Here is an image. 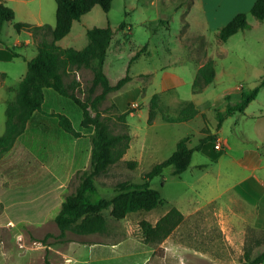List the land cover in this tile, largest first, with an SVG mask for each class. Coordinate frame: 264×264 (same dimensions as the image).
Wrapping results in <instances>:
<instances>
[{
	"label": "crops",
	"instance_id": "obj_1",
	"mask_svg": "<svg viewBox=\"0 0 264 264\" xmlns=\"http://www.w3.org/2000/svg\"><path fill=\"white\" fill-rule=\"evenodd\" d=\"M4 1L15 11V18L19 12L29 9L28 18H34L36 23L26 24L44 25L40 13L42 0H38L39 13L34 15L30 9L34 0ZM136 1L138 4L135 0H114L110 12L118 4L126 15L127 8L140 10V24L150 21L164 23L169 16L163 13V8L172 4L175 10H183L185 35L202 38L205 36L204 30H211L218 36L220 30L235 16L241 13L249 15L258 0H194L189 8L184 0ZM147 5L157 12L155 17L145 14L143 6L148 7ZM123 22L126 25L122 31L132 29L127 20ZM16 33L13 34V39H8L11 38L10 28L4 31L3 26L0 32V126L3 124L0 137L6 130L5 112L8 103L16 98L20 83L27 73L26 71L25 75L12 81L14 67L19 66L18 61H22L23 67L28 70V62L38 53L30 32L23 30ZM232 38L225 43L219 41L220 58L227 56L226 45ZM249 44L247 40L244 41V45ZM16 49H21V53H17ZM209 60L215 62L216 77L202 93H208L211 89L218 90V94L209 96L208 109L214 114L224 113L228 103L237 104L240 101L245 93L244 85L240 83L233 86L230 69L220 72L219 63L212 54L205 55L198 62L196 74ZM260 82L261 80L258 85ZM164 89L158 93L160 97L162 93L176 89L171 77L164 79ZM52 91L53 89L44 90L45 102L42 111L34 113L25 133L0 160V232L7 227H16L17 224L11 217L18 224H25V232H48L51 221L55 222L66 196L71 193L69 188L73 178L90 166L92 130H84L81 127L82 116H78L70 102H64L63 98H59ZM263 91L264 88L261 92ZM200 94H193L192 101L199 109V115L179 124L187 126L204 119L205 125L198 129L199 140L201 142L208 136H216L215 143L207 145L214 149L215 156L196 151L188 170L179 177H172L185 184L189 197L164 208L153 220L131 213L123 220H116L115 228L108 223L105 234L72 239L61 251L68 260L65 263L231 264V259L241 257L247 248L251 254L264 252V110L250 111L259 96L249 104L244 113L228 117L218 130V125L212 124L207 118V109H201L204 103L199 98ZM220 98L222 104L218 105ZM224 99L227 100L226 103ZM53 113L67 115L74 125L70 115L73 114L79 123V128L75 125L74 127L84 137L75 138L66 133ZM158 115L153 125L158 124ZM131 136L130 148L118 164L136 162L137 168L144 158V150L154 147L148 146L144 140L136 144L132 130ZM184 138L186 137L175 141L173 152L178 142ZM218 143L222 146L220 150L215 149ZM172 208L181 211L185 217L184 222L160 245L147 244L139 223L146 220L156 225ZM21 235L25 237L27 234ZM49 250L52 251V247Z\"/></svg>",
	"mask_w": 264,
	"mask_h": 264
},
{
	"label": "rangeland",
	"instance_id": "obj_2",
	"mask_svg": "<svg viewBox=\"0 0 264 264\" xmlns=\"http://www.w3.org/2000/svg\"><path fill=\"white\" fill-rule=\"evenodd\" d=\"M135 2L137 1L135 0ZM148 7L143 6L145 14L155 17L157 12ZM37 8L38 0H34L30 4L33 15L39 13ZM28 12L29 9L19 12L12 23L4 25V31L9 28L11 31V38L8 39H13V34H17L14 24L23 21L31 24L36 23L34 18H28ZM127 12L126 15L118 4L115 5L112 13L109 12L108 14L100 6H96L80 21H76L70 34L57 43L61 48L82 50L89 43L87 37L89 29L95 27L106 28L110 25L115 30L113 41L108 50L105 72L113 85H116L127 75L130 76L131 80L121 90L108 96L102 106V113L103 116L111 118V125L114 131L118 133L121 132V123L117 120L118 116L136 110L133 109L132 105L138 104L136 111L127 114V122L131 126L136 144L144 140L148 146L154 147L153 149L147 148L144 150V158L137 168L132 169L129 165L120 163L113 166L107 175L99 177L96 181L97 192L94 194L96 200L112 198L118 184L125 182L143 183L144 175L152 169L156 162L166 160L172 155L177 139L191 137L192 142L189 146L199 145L200 135L198 129L205 125L204 119L201 118L190 123V125L183 126L179 123L166 122L162 117L163 115L178 116L180 108L193 101L192 84L196 76V67L205 55L212 54L214 56V59L219 63L220 72L230 69L233 86L242 83L245 93L254 89L258 82L264 78V20H259L249 14V28L237 33L233 38L231 37V41L226 45L228 48L227 56L220 58L218 51L221 43L215 32L204 30L205 36L202 38L185 35V25L184 22L182 23V19L185 18L183 10H175L172 4L163 8V13L169 16L168 21L164 23L150 21L140 24L138 20L141 15L140 10L135 11L127 8ZM40 13L44 25H49L55 29L57 22L56 0H42ZM126 20L132 26V29H126L125 31L118 29L120 24ZM245 40L250 44L244 45ZM32 49L36 51V48L32 47ZM16 51L21 53V49H16ZM18 64L19 66L14 67L12 81L20 75H25L27 71V68L23 67L22 61H18ZM73 75H76L80 80L83 90L93 78V74L89 69L77 71L69 75L67 80L73 79ZM167 77L172 78L176 89L161 94V112L158 115V124H149L151 99L155 94L165 90L164 79ZM52 92L59 98H63L64 102H70L71 106L77 111L78 116H82L81 109L73 102L60 96L54 90ZM100 92L101 90L98 91V93ZM218 92V90L213 91L211 89L208 93L200 94L199 97L205 104L201 109L206 108L207 118L212 124L216 123L217 125L219 123L218 114L210 112L208 105L209 96L218 94ZM78 96L85 97L80 92ZM226 102L227 100L224 99V103ZM221 104L222 99L220 98L218 105ZM260 109L264 110V91L260 93L258 101L252 105L250 111ZM70 115L74 125L79 128V123L76 122L77 118L73 114ZM0 128H3V124ZM135 156L140 159L138 155ZM171 172L172 168L170 167L165 170L163 176L152 180V187L161 191L162 197L167 203L153 212H137L134 213V216L140 215L153 220L156 214L164 208L189 197V191L185 184L173 179ZM74 178L69 188L71 192L77 186V181ZM104 214L110 226L115 228L117 221L110 217V212L106 211ZM10 219L14 223L16 222L17 225L12 228L6 226L7 228L0 232V264H45L47 249L43 244L44 240L47 244L52 245V251L49 255L51 264H67L65 262L68 260L61 254L67 243H63L58 240L59 238H56L60 235V232L56 229L54 221H51L48 232H25V224H18L13 217ZM21 234L27 235L24 237ZM50 234L53 237H49ZM67 238L69 240L82 239L83 236L69 231L67 232ZM160 253L161 250H159ZM244 254L241 257H233L231 264L238 261L243 264ZM257 255L251 254V257L254 258Z\"/></svg>",
	"mask_w": 264,
	"mask_h": 264
},
{
	"label": "trees",
	"instance_id": "obj_3",
	"mask_svg": "<svg viewBox=\"0 0 264 264\" xmlns=\"http://www.w3.org/2000/svg\"><path fill=\"white\" fill-rule=\"evenodd\" d=\"M113 1L56 0L55 29L49 25L14 24L17 32L26 30L33 35L38 53L28 62V70L20 83L17 96L8 103L6 108V130L0 137V160L13 149L18 138L25 133L34 113L42 111L45 89H53L60 96L73 101L82 111L81 127L85 130H92L90 166L75 175L77 186L66 196L55 218V224L60 232L56 238L63 243L72 241L67 238L69 231L79 236L105 234L109 226L104 214L106 211L110 212L112 219L120 221L131 213L150 212L164 206L167 202L163 199L161 192L151 186L152 180L163 176L165 170L170 167L172 177L181 176L190 167L196 151L214 155V149L207 145L215 143L216 136L206 137L195 148L189 146L190 137L184 138L178 142L175 151L168 159L156 164L144 175L143 183H121L116 186L115 195L112 198L94 199V194L97 192V179L107 175L113 166L121 162L130 148L132 136L127 114L136 111L131 110L118 116L121 132L116 133L111 125V118L103 116L102 106L111 93L121 90L131 78L127 75L113 85L105 72L108 50L115 35V30L111 26L89 29L87 31L89 43L82 50L61 48L57 43L68 36L74 23L90 13L94 7L100 6L108 14L113 7ZM184 2L189 8L194 0H184ZM250 14L259 20H264V0H258ZM14 20L15 11L7 6L4 0H0V32L5 23ZM125 25V22L121 23L118 29L123 30ZM248 28V14L241 13L220 30L218 38L220 42L225 43L237 33ZM83 69H89L93 74L92 80L84 90L76 75H73L74 78L70 81L67 80L69 75ZM215 77V62L209 60L196 74L193 94L202 93L215 81ZM263 88L264 78L250 92L243 93L237 104L228 103L225 112L218 113L217 129H221L228 117L236 113H244L249 104L257 99ZM99 90H101L100 93H98ZM79 92L85 97H79ZM160 107V95L155 94L150 102L149 124H153L161 112ZM199 113L196 105L188 102L180 108L178 116L163 115V119L169 123H183L195 119ZM52 115L57 118L60 127L66 133L75 138L84 137L82 132L75 129L72 120L67 115L63 113ZM128 165L134 169L137 164L128 162ZM184 220L185 217L181 211L172 208L156 225L146 220H142L139 225L145 242L157 246L168 238ZM49 237L53 235L50 234ZM43 244L47 249L45 264H51L49 247L52 245L47 244L45 240ZM263 262L264 252L252 258L251 253L246 250L243 256V264H262Z\"/></svg>",
	"mask_w": 264,
	"mask_h": 264
},
{
	"label": "built area",
	"instance_id": "obj_4",
	"mask_svg": "<svg viewBox=\"0 0 264 264\" xmlns=\"http://www.w3.org/2000/svg\"><path fill=\"white\" fill-rule=\"evenodd\" d=\"M133 109H136L137 110V107H138V104H133L132 105ZM222 148L221 144L218 143L216 146H215V149L216 150H220Z\"/></svg>",
	"mask_w": 264,
	"mask_h": 264
}]
</instances>
